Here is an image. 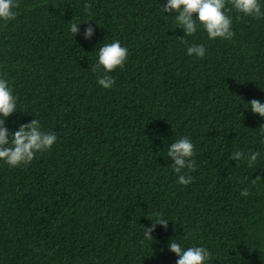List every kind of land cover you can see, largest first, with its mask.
Wrapping results in <instances>:
<instances>
[{"label": "trees", "instance_id": "16d2710c", "mask_svg": "<svg viewBox=\"0 0 264 264\" xmlns=\"http://www.w3.org/2000/svg\"><path fill=\"white\" fill-rule=\"evenodd\" d=\"M162 3L19 0L0 22V76L18 109L5 125L34 116L57 134L27 165L0 161V264H175L172 239L206 246V264H264L262 120L245 109L264 101V19L233 10L231 39L200 28L181 42ZM112 40L128 57L105 89L91 66ZM192 43L205 45L202 58L186 53ZM180 136L195 146L187 185L166 155ZM237 149L261 156L235 163ZM156 213L169 221L151 240L143 226Z\"/></svg>", "mask_w": 264, "mask_h": 264}, {"label": "clouds", "instance_id": "9594fccd", "mask_svg": "<svg viewBox=\"0 0 264 264\" xmlns=\"http://www.w3.org/2000/svg\"><path fill=\"white\" fill-rule=\"evenodd\" d=\"M18 7L19 0H0V22L14 19ZM160 7L164 14L174 12V26H179L183 31V35L178 37L181 42H184V36L195 34L200 28L206 32L209 39L217 37L231 39L234 35L233 17L229 13L233 10L237 14L257 20L264 19V0H163ZM78 23L69 25V31L73 34L79 31ZM93 33V26L88 24L84 27L82 35L84 39H90ZM205 52L206 47L203 43H192L186 47V53L189 56L202 58ZM96 57L95 64L91 66L92 70L94 72L98 69L103 70L97 75V83L105 89L113 87L114 77L108 73L117 66L124 67L128 48L119 40H112L110 43L99 45ZM246 104L245 109L250 108L253 113L261 117L262 122L255 129H257L259 142L264 144V101L252 98ZM15 111H18L17 97L9 81L0 76V161L10 167L27 165L37 153L50 149L57 141L56 132L45 130L34 116L26 123H19L14 129L7 127L5 118ZM166 149L167 157L171 158L172 171L178 174L177 182L182 185L189 184L193 177L188 173L197 167L194 144L187 136H180L172 140ZM230 155L235 163L245 161L252 166L261 156V151L245 152L237 149ZM248 194L247 188L241 190V196H248ZM150 220L152 223L143 226V234L152 240L150 233L156 224L166 227L169 219L156 213L155 219ZM167 246L178 257L175 264H206L211 256L209 249L204 245L184 247L179 241L172 239L167 241Z\"/></svg>", "mask_w": 264, "mask_h": 264}]
</instances>
